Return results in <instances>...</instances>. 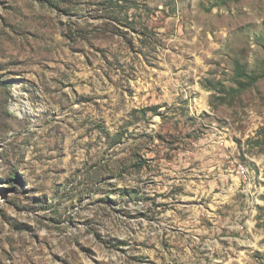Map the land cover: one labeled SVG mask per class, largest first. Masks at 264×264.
I'll list each match as a JSON object with an SVG mask.
<instances>
[{"label": "rangeland", "instance_id": "1", "mask_svg": "<svg viewBox=\"0 0 264 264\" xmlns=\"http://www.w3.org/2000/svg\"><path fill=\"white\" fill-rule=\"evenodd\" d=\"M0 264H264V0H0Z\"/></svg>", "mask_w": 264, "mask_h": 264}, {"label": "trees", "instance_id": "2", "mask_svg": "<svg viewBox=\"0 0 264 264\" xmlns=\"http://www.w3.org/2000/svg\"><path fill=\"white\" fill-rule=\"evenodd\" d=\"M222 1L225 3V2H228V1H233V0H222Z\"/></svg>", "mask_w": 264, "mask_h": 264}, {"label": "built area", "instance_id": "3", "mask_svg": "<svg viewBox=\"0 0 264 264\" xmlns=\"http://www.w3.org/2000/svg\"><path fill=\"white\" fill-rule=\"evenodd\" d=\"M243 174V172H241Z\"/></svg>", "mask_w": 264, "mask_h": 264}]
</instances>
